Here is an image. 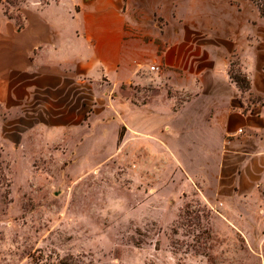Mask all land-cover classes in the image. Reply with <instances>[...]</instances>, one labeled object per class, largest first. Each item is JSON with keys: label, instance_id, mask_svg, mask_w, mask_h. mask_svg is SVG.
I'll list each match as a JSON object with an SVG mask.
<instances>
[{"label": "crops", "instance_id": "obj_1", "mask_svg": "<svg viewBox=\"0 0 264 264\" xmlns=\"http://www.w3.org/2000/svg\"><path fill=\"white\" fill-rule=\"evenodd\" d=\"M255 8L252 0H24L10 16L0 0V166L30 135L65 140L114 125L121 145L153 139L185 181L223 203L256 198L264 18L257 9L255 21ZM234 58L245 91L231 76Z\"/></svg>", "mask_w": 264, "mask_h": 264}, {"label": "rangeland", "instance_id": "obj_2", "mask_svg": "<svg viewBox=\"0 0 264 264\" xmlns=\"http://www.w3.org/2000/svg\"><path fill=\"white\" fill-rule=\"evenodd\" d=\"M23 1L2 0L5 13ZM119 134L13 144L0 166V264H264V186L223 203L153 139L121 145Z\"/></svg>", "mask_w": 264, "mask_h": 264}, {"label": "trees", "instance_id": "obj_3", "mask_svg": "<svg viewBox=\"0 0 264 264\" xmlns=\"http://www.w3.org/2000/svg\"><path fill=\"white\" fill-rule=\"evenodd\" d=\"M254 2V4L256 5L260 15L262 18H264V0H252ZM8 15H13V14H8ZM240 67L238 66V64L236 62H232V67H231V76L232 78L238 83V85L240 86V88L242 90H247L250 87V82L249 79L247 78L246 75H244L240 69ZM123 137V132L120 134V141Z\"/></svg>", "mask_w": 264, "mask_h": 264}, {"label": "built area", "instance_id": "obj_4", "mask_svg": "<svg viewBox=\"0 0 264 264\" xmlns=\"http://www.w3.org/2000/svg\"><path fill=\"white\" fill-rule=\"evenodd\" d=\"M152 69L155 70V69H158V67H156V66H152ZM242 132H243V129H239V130H238V133H242Z\"/></svg>", "mask_w": 264, "mask_h": 264}]
</instances>
